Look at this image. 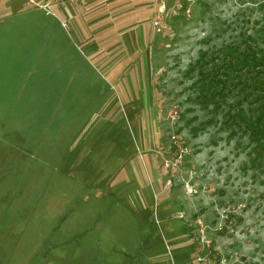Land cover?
<instances>
[{"label": "rangeland", "instance_id": "374dc122", "mask_svg": "<svg viewBox=\"0 0 264 264\" xmlns=\"http://www.w3.org/2000/svg\"><path fill=\"white\" fill-rule=\"evenodd\" d=\"M181 2L156 32L158 0H0V264H264L248 103L186 71L264 47V0Z\"/></svg>", "mask_w": 264, "mask_h": 264}, {"label": "trees", "instance_id": "16d2710c", "mask_svg": "<svg viewBox=\"0 0 264 264\" xmlns=\"http://www.w3.org/2000/svg\"><path fill=\"white\" fill-rule=\"evenodd\" d=\"M250 37V36H249ZM228 56L220 62H213L210 70L204 69L210 61L206 59L207 50L200 49L197 58L188 64L186 71L192 73L198 71L200 74L193 81V85L198 83L199 92L196 95L197 100L206 97L204 93L210 92L211 96L216 97L223 93L220 89L224 88L229 81L233 86L238 87L239 93L243 95L244 101L248 106H243L228 112V118L224 123L237 125L243 133L249 136L253 142L252 150L254 156L250 161L253 166L264 168V47L251 41H244V46L240 48L233 47L232 51L226 52ZM212 61L214 58L211 59ZM209 79V80H208ZM205 81H209L205 83ZM236 81V82H234ZM223 82L219 88H215V83ZM224 95V93H223ZM201 101V100H200ZM210 101V100H209ZM205 102V106L209 104ZM218 108L215 105L214 108ZM180 127L178 128V130ZM194 133H197V127H194ZM236 132L232 128L231 135Z\"/></svg>", "mask_w": 264, "mask_h": 264}, {"label": "built area", "instance_id": "2783aa9c", "mask_svg": "<svg viewBox=\"0 0 264 264\" xmlns=\"http://www.w3.org/2000/svg\"><path fill=\"white\" fill-rule=\"evenodd\" d=\"M51 1L64 3L67 1H69V2H72V1L83 2L85 0H48L47 2L42 4L43 7H45V6L47 7ZM179 8L180 9L182 8V11L184 12L185 15H189L190 8H189V6H186V4L184 2L179 3L178 7L176 8L174 6L169 7L166 4V0H158L156 10H155L154 16L152 18V25L154 27V30L156 32H163L169 25V18L172 17L173 15H177L179 13V10H178ZM62 23L66 24L65 21H62ZM175 107H176V105L174 103L172 109H170V111L167 112V117L169 116L168 118H169V122L171 123V125L175 123V118L178 115V113H177L178 109ZM174 131H175V129H173L171 131L170 139L172 140L173 143H175L177 145L178 152H177V155L174 157L175 162H176L181 158L182 153L186 149V146L183 145V142H181L178 139V136Z\"/></svg>", "mask_w": 264, "mask_h": 264}, {"label": "crops", "instance_id": "0c3cea01", "mask_svg": "<svg viewBox=\"0 0 264 264\" xmlns=\"http://www.w3.org/2000/svg\"><path fill=\"white\" fill-rule=\"evenodd\" d=\"M33 1L36 2V4H37L38 6H40V5L43 6L42 4L45 3V2H47L48 0H45V1H43V2H39V1H37V0H33ZM33 1H32V2H33ZM32 2H31V0H26V3H29V4H30V3H32ZM72 2L75 3V1H72ZM51 3H54V2L51 1V2L48 4V6H47V7H44V8H48V7L51 5ZM76 3H79V2H76ZM57 5H60L59 7H62L63 4H60V3H59V4H57Z\"/></svg>", "mask_w": 264, "mask_h": 264}]
</instances>
